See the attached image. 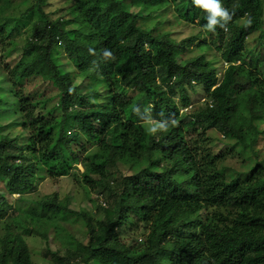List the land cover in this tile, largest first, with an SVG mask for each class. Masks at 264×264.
Wrapping results in <instances>:
<instances>
[{"label":"trees","instance_id":"1","mask_svg":"<svg viewBox=\"0 0 264 264\" xmlns=\"http://www.w3.org/2000/svg\"><path fill=\"white\" fill-rule=\"evenodd\" d=\"M263 1L221 0L231 19L215 31L193 0H70L69 17L55 18L34 0L19 16L0 13L12 30L31 21L19 59L0 63V120L13 115L22 127L13 138L0 132V264H33L26 239L46 238L49 227L65 246L42 251L53 264H264V44L263 56L245 46L254 30L262 41ZM173 24L200 30L176 40ZM191 45L201 52L185 57ZM211 49L218 57L208 58ZM36 79L55 93L22 86ZM214 132L252 162L228 166L211 149ZM38 164L105 196L102 219L56 193L24 209L8 203L5 193L19 201L36 187ZM119 164L129 174H111ZM67 218L82 221L86 243L60 234ZM124 226L138 240L120 238Z\"/></svg>","mask_w":264,"mask_h":264},{"label":"rangeland","instance_id":"2","mask_svg":"<svg viewBox=\"0 0 264 264\" xmlns=\"http://www.w3.org/2000/svg\"><path fill=\"white\" fill-rule=\"evenodd\" d=\"M34 0H28V2H24V0H2L0 3V13L2 15H13V16H19L25 8L30 5ZM44 4L42 5L43 9L49 13V16L51 18L55 17H69V13L67 11V6L70 3V0H44ZM136 10V9H135ZM263 10H264V1H263ZM165 21L171 20L170 15L167 14L166 18H164ZM0 21L5 22V29L8 33V29L10 31V37H6L4 40H1L0 46L2 47L0 50V63L5 65L6 63L13 64L15 61H17L21 55V46L26 41V38L29 36V30L31 28L30 26V20L26 23V25H20L18 29L12 30V23L9 20H4V18L1 16ZM77 26L74 25H68L67 28L74 29ZM149 28L152 32L157 31V27L154 25H149ZM171 31V35L176 39L180 40L182 38L191 36L198 32L200 29L195 26L191 27L189 25L185 26L183 24H173L172 26L168 27ZM262 41H260V33L258 30H254L251 32L245 41V46L248 50H259L261 51V54L263 56L262 51V45L260 42H263L264 44V12H263V26H262ZM192 47V45H191ZM198 49H193L189 54H185V57L197 55L200 53ZM52 56L58 55L57 50H53L51 52ZM244 56L249 57V54L247 52L244 53ZM218 57L216 50H209L208 51V58H214ZM64 58V57H63ZM63 63L61 65L65 66L70 70L71 73H73L72 70H74L70 63L67 60H63ZM216 70L217 75L219 76L220 72L224 70V64L222 62L213 63ZM260 71L264 70L263 67L259 68ZM80 84V86H84L85 89H88L90 86V82L88 81H81V78L76 81ZM38 80H31L28 83L22 84V86L25 89H32L36 86L38 88L44 89V95L48 96L49 94L53 93L55 89L53 87H50L49 85H39ZM6 86V85H5ZM102 93L104 90H100ZM117 95H122V91L120 88L115 89L114 91ZM129 92H132L130 90ZM55 93V92H54ZM53 93V94H54ZM203 92L199 89L196 94L193 95V99L199 96H202ZM104 97V96H103ZM103 97L99 99L100 101L103 100ZM177 99V97H176ZM147 106V105H146ZM150 108V107H149ZM18 118L16 116H7L6 118L0 120V132L8 133V136L10 138L16 137L18 134L22 132V127L18 125H13L14 122H17ZM146 125L149 126L151 129H154V131H157L161 129V123H157L154 121L153 118L147 117L146 119ZM216 135V140L213 142V145L211 146V149L215 153L223 152L225 155L226 161L225 163L228 166H236V167H244L246 168L249 163L252 162L253 157L248 158L244 161L243 154H239L234 145V140H225L223 139L222 135H220L218 132H214ZM23 135V134H22ZM27 135L24 133L23 136H20L18 141L19 143L23 144L26 141ZM257 148L260 150V153L264 157V144L261 141L257 144ZM20 162L19 160H17ZM112 168V173H114V176L119 171L120 173L126 175L129 174V170L125 166ZM79 168V167H78ZM82 167H80V170ZM36 178V187L26 193L24 196H22V200L17 201V194H7L5 193L6 198L8 199V203H11L12 206H15L16 208L18 205L21 209H24L26 206L30 204V200H38L42 196H47L56 193L59 199L66 200L68 203V207L74 211H80L85 210L88 214L92 213L94 214L95 219H102L103 217V211L101 208L96 207V203L98 205L104 206L105 205V196H100L96 190H93L90 192V194H86L84 190L79 187L72 175L63 176V177H57L52 178L44 174V171L41 169L40 165H37V170L35 173ZM4 182L0 180V192H4ZM100 198H97V197ZM92 197V198H91ZM30 198V199H29ZM94 199L99 201H95ZM138 205L140 206V202H138ZM19 211V210H18ZM73 218H67L63 220H58V225L62 228L60 231V234L62 236L66 234H70L75 239H78L82 242L88 241V235L85 232V227L82 224V221L77 218L76 221L72 220ZM49 230L46 232V238L40 239L38 236H30L27 237L26 241L28 242V245L31 249V257L33 260V264H53L52 262L48 261L49 256H43L42 251L48 247L51 251L58 250L60 253H63L65 251V246L62 244V241H59V237L55 235L54 230L52 227L48 228ZM118 232L120 234V238H126L129 237L134 240H138V236L135 235V230H130L129 226H124L121 228H118Z\"/></svg>","mask_w":264,"mask_h":264},{"label":"clouds","instance_id":"3","mask_svg":"<svg viewBox=\"0 0 264 264\" xmlns=\"http://www.w3.org/2000/svg\"><path fill=\"white\" fill-rule=\"evenodd\" d=\"M193 2L195 5L206 10V29L208 31H215L217 25H219L220 27H225L227 22L231 19V15L228 10L222 7L221 0H193ZM222 63L225 65V68L227 66V63ZM222 73L223 72L221 71L219 77L222 76ZM78 167L80 169L81 165H78Z\"/></svg>","mask_w":264,"mask_h":264}]
</instances>
